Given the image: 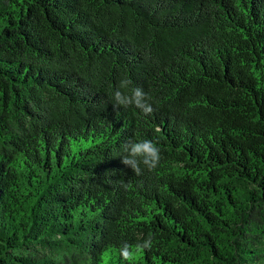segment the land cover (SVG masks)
Masks as SVG:
<instances>
[{"label": "trees", "instance_id": "obj_1", "mask_svg": "<svg viewBox=\"0 0 264 264\" xmlns=\"http://www.w3.org/2000/svg\"><path fill=\"white\" fill-rule=\"evenodd\" d=\"M0 264H264V0H0Z\"/></svg>", "mask_w": 264, "mask_h": 264}, {"label": "clouds", "instance_id": "obj_2", "mask_svg": "<svg viewBox=\"0 0 264 264\" xmlns=\"http://www.w3.org/2000/svg\"><path fill=\"white\" fill-rule=\"evenodd\" d=\"M131 83L130 80H122L119 84V88L126 89ZM114 105L113 107L123 106L128 107L134 105L139 108L145 114H151L153 108L146 99V93L140 87H135L131 90L130 95H126L119 89L114 93ZM123 152L121 163L130 166L132 171L136 175L142 174L141 164L146 166L149 171L154 170L160 160V149L151 140L132 141L129 140L123 144ZM142 248L141 245L137 246ZM121 256L125 260L132 258V253L129 251L127 245L121 249Z\"/></svg>", "mask_w": 264, "mask_h": 264}]
</instances>
